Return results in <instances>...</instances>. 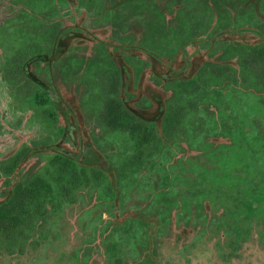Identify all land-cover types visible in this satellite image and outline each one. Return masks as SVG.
Segmentation results:
<instances>
[{"label":"flooded vegetation","instance_id":"flooded-vegetation-1","mask_svg":"<svg viewBox=\"0 0 264 264\" xmlns=\"http://www.w3.org/2000/svg\"><path fill=\"white\" fill-rule=\"evenodd\" d=\"M19 1L0 52L40 134L0 153V254L49 240L59 264H177L211 245L226 263L264 240L258 0Z\"/></svg>","mask_w":264,"mask_h":264},{"label":"rangeland","instance_id":"rangeland-1","mask_svg":"<svg viewBox=\"0 0 264 264\" xmlns=\"http://www.w3.org/2000/svg\"><path fill=\"white\" fill-rule=\"evenodd\" d=\"M103 2V0H99L100 5L103 4ZM99 4L89 13V18L86 22L88 25L97 24L96 21L105 20L102 18V15L100 18L95 19V12L99 8ZM20 5L21 3L19 0H0V24L13 16L19 10ZM74 9L75 8H73L72 11ZM70 16H74V13L72 12ZM3 65L4 56L3 53L0 52V151H3L0 153H5L4 151L12 148L20 136L31 137L32 135H37L38 132L40 134L39 127L37 125H31L27 120V115L21 114L20 111L14 108L8 90V85L10 84L9 79H7ZM82 208H85L82 203L68 208L64 230H67V232H75L76 225L70 224L71 217L73 219V216L75 217L76 213ZM41 242L42 241H37L40 245L39 252L30 251L22 255L0 254V264H59V244H56L54 247L55 250L48 249V251H46L45 249L49 246L48 243L50 241L46 240L43 243ZM37 243L35 245H38ZM242 247L241 255L234 256V258L227 257L226 263H224L223 259L219 261V257L214 255L215 250L211 245L206 246L209 250L205 253L203 251L197 252L195 255L189 256L187 261L186 257L180 259L177 255H168V251L164 257L165 259L170 258L171 261L177 264H264L263 239L261 240L253 237L251 240H246ZM45 251L48 252L47 255Z\"/></svg>","mask_w":264,"mask_h":264},{"label":"trees","instance_id":"trees-1","mask_svg":"<svg viewBox=\"0 0 264 264\" xmlns=\"http://www.w3.org/2000/svg\"><path fill=\"white\" fill-rule=\"evenodd\" d=\"M133 2H136V7H139V0H131ZM165 1V0H164ZM209 2H211V4L207 5V7H210V8H216V7H225L227 6L228 3L232 2V0H208ZM245 1V0H244ZM192 2H197V0H189V3H192ZM258 2L260 3V8L261 6L264 7V0H258ZM237 3V2H236ZM203 5V4H202ZM164 6L165 5V2H164ZM206 6V5H205ZM31 23V22H30ZM32 23H39L38 20H34ZM29 102L32 104V103H38V102H41L39 101L38 99H36L34 97V95H30V97H27ZM123 119V118H121ZM10 205L9 204H3L2 205V208H1V213L3 215V217H6V216H9L10 215ZM21 216V214H20ZM19 216L20 220L22 221L21 217ZM117 227V226H115ZM120 227V226H119Z\"/></svg>","mask_w":264,"mask_h":264}]
</instances>
